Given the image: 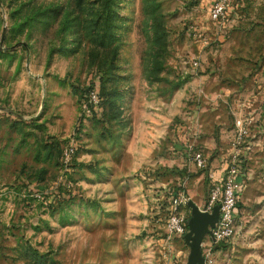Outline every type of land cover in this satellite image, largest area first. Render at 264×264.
Instances as JSON below:
<instances>
[{"label":"rangeland","instance_id":"obj_1","mask_svg":"<svg viewBox=\"0 0 264 264\" xmlns=\"http://www.w3.org/2000/svg\"><path fill=\"white\" fill-rule=\"evenodd\" d=\"M212 1L0 0V264H151L159 201L208 197L200 127L241 174L235 228L202 252L264 264V0L219 20ZM174 240L158 264H186Z\"/></svg>","mask_w":264,"mask_h":264},{"label":"built area","instance_id":"obj_2","mask_svg":"<svg viewBox=\"0 0 264 264\" xmlns=\"http://www.w3.org/2000/svg\"><path fill=\"white\" fill-rule=\"evenodd\" d=\"M227 5L226 0H213L208 9L209 16L213 20L221 19L226 15ZM90 98L93 103L97 101V95L94 91L90 92ZM236 122L239 125V132L244 131L245 127L242 126L241 120L237 119ZM67 149L69 151L71 147ZM192 160L198 167L206 170L209 180L208 197L202 208L211 209L215 202L219 205V217L212 226L213 235H208L213 241L224 239L230 236L235 228L241 185L239 167L234 163L226 162L220 176L215 177L214 171L209 165L208 157L202 150H194ZM186 200L187 196L180 189L171 190L166 199L159 201L155 207L153 227L157 231V238L161 240L162 249L165 248L170 251L174 238L183 236L188 229ZM202 264H212V259L204 255Z\"/></svg>","mask_w":264,"mask_h":264},{"label":"water","instance_id":"obj_3","mask_svg":"<svg viewBox=\"0 0 264 264\" xmlns=\"http://www.w3.org/2000/svg\"><path fill=\"white\" fill-rule=\"evenodd\" d=\"M190 206L187 217L188 229L184 233L185 240L189 244V253L186 264H202L204 255L202 252L203 238L206 234H212V226L219 217V205L215 202L211 209L200 207L190 196L186 200Z\"/></svg>","mask_w":264,"mask_h":264},{"label":"crops","instance_id":"obj_4","mask_svg":"<svg viewBox=\"0 0 264 264\" xmlns=\"http://www.w3.org/2000/svg\"><path fill=\"white\" fill-rule=\"evenodd\" d=\"M186 130V134L188 135V140H191L189 141V143L187 142V144H195V143H198L199 146H202L201 149H203V153L204 154H208L207 151L205 150L206 149V146L208 145H211V142H212V139L211 137L214 138L213 135L210 136V133H205L206 131L203 129V127H200L199 129L197 130ZM191 132V133H190ZM219 155V154H218ZM220 156V155H219ZM208 157V156H207ZM221 157H218V159H220ZM211 160V161H210ZM208 161H209V165L210 167L213 169L214 171V174H215V177H219L221 172H222V169H223V166H225L224 163H218L219 165H217V163H214L212 159H209L208 158ZM194 170H198L197 167H192ZM200 171H198L197 173H195L196 177L200 180L202 177H203V174H204V170L199 168ZM193 197V198H192ZM191 198L200 206L202 207L203 204L205 203L206 199L204 198H201V196H197V197H194L192 196ZM152 235H154V237H150V238H146V243L144 242V251L142 252V258L144 260H149V261H152L151 264H158L160 262V260H164L166 261L168 258V251L167 249H162L161 248V240H158L156 237H157V231L155 230V228H152ZM156 236V237H155ZM178 237V236H177ZM176 238V237H175ZM150 240H152L153 243H151V245L148 243ZM176 244L175 240H173V245ZM152 248H153V252H152ZM154 248H156V251L158 252V254H155L154 255ZM163 254V255H162ZM140 255V254H139ZM147 264V263H146Z\"/></svg>","mask_w":264,"mask_h":264},{"label":"trees","instance_id":"obj_5","mask_svg":"<svg viewBox=\"0 0 264 264\" xmlns=\"http://www.w3.org/2000/svg\"><path fill=\"white\" fill-rule=\"evenodd\" d=\"M93 91H94V93L97 95V91H96V90H93ZM239 177H241V175H240ZM188 215H189V213H188Z\"/></svg>","mask_w":264,"mask_h":264}]
</instances>
